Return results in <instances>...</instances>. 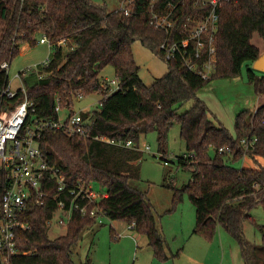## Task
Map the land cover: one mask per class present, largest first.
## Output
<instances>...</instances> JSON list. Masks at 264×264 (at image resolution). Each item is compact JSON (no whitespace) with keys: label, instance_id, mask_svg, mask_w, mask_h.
I'll use <instances>...</instances> for the list:
<instances>
[{"label":"trees","instance_id":"16d2710c","mask_svg":"<svg viewBox=\"0 0 264 264\" xmlns=\"http://www.w3.org/2000/svg\"><path fill=\"white\" fill-rule=\"evenodd\" d=\"M218 12L216 70L209 79H203L188 72L180 61L164 60L159 46L166 33L150 27L147 13L125 17L93 0H0V92L8 84L1 65L12 63L23 46L35 48L46 36L53 45L52 59L42 79L26 83L35 108L28 124L34 120L56 122L57 109L71 108L80 96L101 94L104 98L98 108L80 113L90 135L139 145L143 135L155 132L163 159L167 157L170 131L179 124L186 147L179 165L192 178L182 190L166 185L175 191L173 205L177 206L181 194L187 193L196 210L194 234L212 240L221 228L238 243L245 264H264V225L251 216L256 207L264 208V165L240 170L233 166L246 155L241 144L244 139L255 143L247 152L255 164L257 157L264 160V105L238 115L233 137L216 124L206 103L197 96V91L212 80L237 77L247 65L249 82L255 85L260 100L264 99V73L257 75L252 66L262 56L253 39L258 36L264 42V0H221ZM136 42L168 66L167 73L150 86L139 77L133 53ZM108 67L114 69L119 83V89L112 93L111 86L101 80ZM21 100L20 94L11 102L15 105ZM187 103H191L190 109L178 113ZM39 146L65 177L68 189L79 184L84 189L100 187L99 201L89 203L80 198L81 207L99 208L112 222L135 224L134 230L147 236L155 255L164 258L165 242L147 193L131 185L141 178L142 151L72 137L63 129L51 128L41 132ZM224 147L230 153L220 154ZM7 187L6 174L0 170V193ZM51 199L45 206L26 212L30 229L17 232L20 254L11 264H76L74 250L84 231L94 228L96 221L78 212L67 233L53 237L47 224L55 207ZM246 224L259 229L262 245L247 241Z\"/></svg>","mask_w":264,"mask_h":264},{"label":"rangeland","instance_id":"374dc122","mask_svg":"<svg viewBox=\"0 0 264 264\" xmlns=\"http://www.w3.org/2000/svg\"><path fill=\"white\" fill-rule=\"evenodd\" d=\"M93 1L100 5L106 4L111 12L118 6L117 0ZM253 43L262 49L264 55L263 40L256 36ZM133 53L139 67V77L146 86L152 85L167 73L166 62L140 42L133 45ZM49 54L51 55L47 45L35 48L23 46L20 54L12 61L9 71V81L13 88L19 86L18 80L14 81L17 73L40 64ZM256 74L262 73L256 70ZM101 80L111 85L112 81H115L114 69L106 68L101 74ZM36 81L35 77H29L26 83L29 85ZM197 96L206 103L210 117L216 124L226 128L233 137H236L235 123L238 115L246 110L253 112L258 106L264 105V99L260 100L255 85L249 82L247 65H244L242 73L237 77L212 80L197 91ZM103 98V95L96 94L75 99L73 106L61 110L59 116L64 120L70 112L80 114L95 110ZM190 107L191 103H187L178 113H185ZM139 146H148L150 151L143 152L141 178L132 181L131 185L147 193L158 230L165 242L164 258L159 259L155 255L147 236L136 230H129V225L125 223L112 222L104 216L101 218L102 223L96 222L94 228L84 231L82 240L74 250L76 264L87 261L92 264H245L238 243L225 230L218 228L212 240L194 234L196 210L187 193L181 194L177 206L173 205L175 191L166 185L172 184L176 189L182 190L192 178L191 173L179 165V158L186 153L179 124H175L170 131L166 159L161 157L155 132L143 135ZM211 155L214 156L215 152L211 151ZM247 155L244 159L249 168L264 165L262 158L257 157L255 164V160ZM244 164L243 160L233 166L240 170L244 168ZM94 189L100 191L98 185H95ZM251 216L259 225H264L262 206L253 209ZM50 228L53 237L65 235L68 229L52 226ZM119 235L121 237H118ZM245 236L250 244L262 245V236L256 226L246 224Z\"/></svg>","mask_w":264,"mask_h":264},{"label":"built area","instance_id":"2783aa9c","mask_svg":"<svg viewBox=\"0 0 264 264\" xmlns=\"http://www.w3.org/2000/svg\"><path fill=\"white\" fill-rule=\"evenodd\" d=\"M220 3L221 0H117L118 6L114 12L125 17L147 13L150 27L166 33V40L159 46L164 60L180 61L188 72L209 79L216 70L215 43ZM37 45H47L51 55L40 64L17 73L14 78L19 82L17 88H13L9 81L11 63L1 65L8 84L0 92V170L6 174L8 187L0 193V264H11L12 258L20 254L17 232L30 229L25 221L26 212L33 207L45 206L50 198L55 207L47 224L52 227H68L78 212L83 216L88 215L97 224L102 223L101 218L105 216L98 208L89 210L79 203L80 198L87 199L89 203L99 201L102 195L95 191L93 185L84 189L79 184L68 189L65 177L49 163L39 146L44 129H63L72 137L93 139L136 151H150V147L141 148L133 141L92 137L80 114L68 115L64 120L59 116L56 122L34 120L28 124V118L35 108L28 96L26 80L29 77L42 79L53 54V45L46 36H42ZM108 85L111 86L110 93L119 89L117 80ZM20 94L22 100L12 104L11 101ZM57 111L60 113L61 110ZM241 144L247 157L249 148L255 143L244 139ZM219 153H230V149L221 148ZM128 229L134 230L135 224L129 225Z\"/></svg>","mask_w":264,"mask_h":264},{"label":"water","instance_id":"95a60500","mask_svg":"<svg viewBox=\"0 0 264 264\" xmlns=\"http://www.w3.org/2000/svg\"><path fill=\"white\" fill-rule=\"evenodd\" d=\"M254 69L261 72V73H264V55H262L258 59V61L255 62Z\"/></svg>","mask_w":264,"mask_h":264},{"label":"crops","instance_id":"0c3cea01","mask_svg":"<svg viewBox=\"0 0 264 264\" xmlns=\"http://www.w3.org/2000/svg\"><path fill=\"white\" fill-rule=\"evenodd\" d=\"M38 46H39V45H38ZM257 46H258V45H257ZM258 47H259V46H258ZM259 48H260V47H259ZM260 51H261V53H262V49H261V48H260ZM262 54H263V53H262ZM247 164H248L247 161H245V164H244V165H245V166H244L245 168L248 167Z\"/></svg>","mask_w":264,"mask_h":264}]
</instances>
